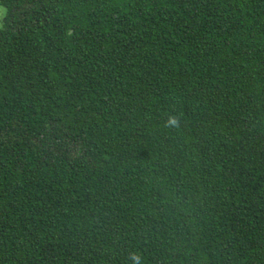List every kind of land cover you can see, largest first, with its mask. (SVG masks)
<instances>
[{
	"label": "trees",
	"instance_id": "16d2710c",
	"mask_svg": "<svg viewBox=\"0 0 264 264\" xmlns=\"http://www.w3.org/2000/svg\"><path fill=\"white\" fill-rule=\"evenodd\" d=\"M0 7V264H264V0Z\"/></svg>",
	"mask_w": 264,
	"mask_h": 264
},
{
	"label": "clouds",
	"instance_id": "9594fccd",
	"mask_svg": "<svg viewBox=\"0 0 264 264\" xmlns=\"http://www.w3.org/2000/svg\"><path fill=\"white\" fill-rule=\"evenodd\" d=\"M172 123H175V121H172Z\"/></svg>",
	"mask_w": 264,
	"mask_h": 264
},
{
	"label": "rangeland",
	"instance_id": "374dc122",
	"mask_svg": "<svg viewBox=\"0 0 264 264\" xmlns=\"http://www.w3.org/2000/svg\"><path fill=\"white\" fill-rule=\"evenodd\" d=\"M0 8H2V7H0Z\"/></svg>",
	"mask_w": 264,
	"mask_h": 264
}]
</instances>
